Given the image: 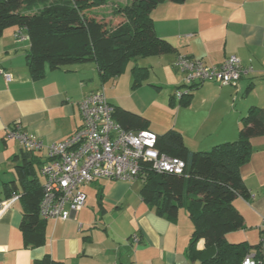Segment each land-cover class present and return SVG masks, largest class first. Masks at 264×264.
I'll return each mask as SVG.
<instances>
[{
	"label": "crops",
	"instance_id": "0c3cea01",
	"mask_svg": "<svg viewBox=\"0 0 264 264\" xmlns=\"http://www.w3.org/2000/svg\"><path fill=\"white\" fill-rule=\"evenodd\" d=\"M151 16L155 35L172 50L133 61L130 75L133 67H139L148 69V80L153 76L152 82H143L130 92L138 99L147 86L156 93L166 89L171 94L163 105L154 99L143 104L133 101L135 110L124 106L118 94L106 96L105 86L111 82L114 87L117 79L102 85L94 63L46 69L41 79L32 80L26 65L28 40L15 38L20 32L16 27L3 31L0 68L11 75V80L6 82L0 76V201L8 203L0 212V264H33L44 256L60 264H199L187 257L193 232L187 211L179 209L175 220L158 215L141 197V179L98 180L82 186L85 205L75 217L42 220V246L26 244L20 231L23 184L36 181L42 188L40 169L46 153L27 154L19 143L7 140V130L15 125L45 145L59 143L82 126V99L100 89L113 108L145 118L149 132H178L191 152H206L236 141L242 118L251 107L261 109L264 121V0H185L180 5L164 2ZM177 56L200 59L208 66H218L235 56L254 72L236 85L205 83L190 91L188 105L180 106L175 92L178 89L185 94L186 89L182 90L183 76L174 66ZM250 145V160L239 169L248 196L233 201L243 218V228L225 239L230 244L246 243L250 248L247 255H255L264 225V136L252 138ZM24 163L31 174L19 181L16 169ZM8 183L13 184L14 194L10 196L3 192V185ZM203 247V241L196 245L198 251Z\"/></svg>",
	"mask_w": 264,
	"mask_h": 264
},
{
	"label": "trees",
	"instance_id": "16d2710c",
	"mask_svg": "<svg viewBox=\"0 0 264 264\" xmlns=\"http://www.w3.org/2000/svg\"><path fill=\"white\" fill-rule=\"evenodd\" d=\"M184 1L0 0V36L7 28L16 27L27 37L26 65L34 81L41 79L46 69L94 63L104 85L117 79L128 62L171 52L172 47L155 35L151 15L164 2L180 5ZM148 75V69L133 67L131 88H139ZM190 91L178 100L180 106L189 104ZM113 118L126 131H148V121L132 112L114 108ZM261 136L263 114L256 107L242 118L236 141L216 145L206 152L189 151L175 130L156 135L157 151L183 161L185 169L182 175L146 171L141 197L158 215L169 220L176 219L179 209L187 211L193 225L187 248L191 261L241 264L249 254L246 243L230 244L225 237L243 228V218L233 207L236 198L248 196L239 169L250 160V140ZM16 173L19 181L31 174L27 163L18 167ZM12 185H3L6 196L14 194ZM23 191L20 231L26 244L39 247L44 244L45 223L38 215L42 188L36 181H29L23 184ZM199 241H203L202 251L196 249ZM254 257L259 258V245ZM33 264L60 263L44 256Z\"/></svg>",
	"mask_w": 264,
	"mask_h": 264
},
{
	"label": "built area",
	"instance_id": "2783aa9c",
	"mask_svg": "<svg viewBox=\"0 0 264 264\" xmlns=\"http://www.w3.org/2000/svg\"><path fill=\"white\" fill-rule=\"evenodd\" d=\"M18 41L27 37L17 33ZM174 66L182 73L186 93L189 87L216 83L236 85L251 75V66L243 67L235 56L227 57L218 66H208L200 59L177 56ZM6 82L11 75L0 68ZM184 94L175 93L180 99ZM82 126L67 139L45 145L34 135L18 126L7 130L6 139L20 144L26 153L45 150L46 162L40 169L44 180L38 208L43 221H67L85 205L81 187L98 180L130 182L144 179L145 172L182 175L183 161L160 154L155 148L157 137L149 131L132 132L122 129L113 118L114 108L107 102L102 89L87 95L79 103ZM7 201H0V212ZM241 264H264V225L259 241V258L244 257Z\"/></svg>",
	"mask_w": 264,
	"mask_h": 264
},
{
	"label": "rangeland",
	"instance_id": "374dc122",
	"mask_svg": "<svg viewBox=\"0 0 264 264\" xmlns=\"http://www.w3.org/2000/svg\"><path fill=\"white\" fill-rule=\"evenodd\" d=\"M119 1H121L123 3L125 0H119ZM131 66H132V62H128V66H127L128 68H126V71L125 72L123 71L121 73V75L117 78V80H116L117 84H115L114 87L112 86L111 82L107 83V85L105 86L106 96L118 94L120 99H122L121 102H123L124 106H126L127 108H132V109L136 108L132 105L133 101L135 103L143 104V102H146V103L153 102V99H154L155 102L158 103V105H163V103L165 101L167 102L168 95L171 94V93H168L170 91L163 89V92L161 94H159V93H156L153 89L147 88V86H145L146 88H143L144 90H141L143 92H141L140 97L138 99H135L136 95L131 93V92H134L136 90V89L134 90L131 88V86H132V80H131V75H130ZM152 76H153V74H151V77L149 80L147 79L148 81H145L144 85L149 84V82H152V80H151ZM183 80L184 79L182 78L183 85H185ZM183 89H186V88H182V90ZM185 92H186V90H185ZM141 98H142V101H139ZM174 111H172V114H174ZM153 117H154V115H153ZM152 125H153V123H152ZM152 131L155 134H161L160 129H158V130L156 129V130H152Z\"/></svg>",
	"mask_w": 264,
	"mask_h": 264
}]
</instances>
